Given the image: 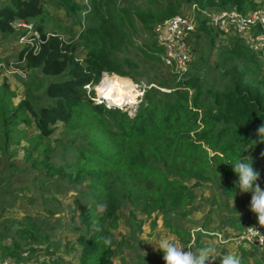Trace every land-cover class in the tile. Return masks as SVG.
<instances>
[{
    "label": "trees",
    "instance_id": "obj_1",
    "mask_svg": "<svg viewBox=\"0 0 264 264\" xmlns=\"http://www.w3.org/2000/svg\"><path fill=\"white\" fill-rule=\"evenodd\" d=\"M44 1L0 2L1 35L15 34L18 21L33 20L41 37L37 49L22 46L13 60L16 66L65 76L40 83L41 98H25L16 105L11 102L14 92L5 83L0 85V162L3 156L8 158L10 145L26 139L25 171L36 172L33 181L38 183L39 193L45 185L51 201L69 189L75 192L70 218L78 223L71 222L70 228L78 231V264H114L112 231L123 203L138 205L139 212L149 216L184 208L191 202L193 189L211 183L234 195L238 188L231 181L237 175L226 163L262 158L264 141H259L257 129L264 124V57L252 52L239 37H230L232 46L220 52L218 65L223 67L217 69L218 77L190 74L191 67L184 78L176 80V72L170 71L158 87L143 90L133 114L95 102L94 86L103 73L137 80L133 71L138 64L125 55L126 48H134L143 62L164 65L152 29L180 14L183 6L235 7L247 13L264 0H166L160 5L149 0L132 12L133 20L149 33L141 42L137 39L139 45L131 39L136 30L126 9L118 13L119 22L110 26L104 21L68 37L57 31L45 32ZM83 1L55 3L64 6L69 15L90 16L93 12ZM191 35H204L214 45L220 34L201 19ZM79 51L82 58L77 56ZM196 63L201 64L199 60ZM146 81L153 83L154 77L146 75ZM27 127L34 133L25 130ZM8 166L17 169L14 162ZM51 204L46 212L51 213ZM99 205L104 206L103 212L98 211ZM24 221L16 233L35 243L43 239L50 243L52 227L44 221ZM105 239L110 243L105 244ZM8 247L0 244L1 259L9 256L18 264L30 260L18 250L19 241L12 242V249ZM39 264L59 263L49 260Z\"/></svg>",
    "mask_w": 264,
    "mask_h": 264
},
{
    "label": "rangeland",
    "instance_id": "obj_2",
    "mask_svg": "<svg viewBox=\"0 0 264 264\" xmlns=\"http://www.w3.org/2000/svg\"><path fill=\"white\" fill-rule=\"evenodd\" d=\"M2 1L4 0H0ZM55 1H44L47 12V17L44 18L45 32L57 31L68 37L86 26H97L104 21L106 26H110L111 22H119L118 13L121 9H126L130 13L131 22L135 24L136 30L130 35L131 39L139 45L137 39L141 42V39L149 35L133 20L132 16L136 7L146 6L149 0H84L82 4L93 12L90 16L84 13L69 15L64 6L57 5ZM152 2L153 5H160L166 0H152ZM259 7L264 9V3H261ZM187 10L189 11V7L183 6L180 14L186 13ZM16 34L17 32L9 35L0 34V61L15 60L16 54L22 48L17 41ZM189 43H192L189 45L191 61L186 72L173 74L175 79L184 78L191 67L190 74L199 73L205 75L207 79L213 76L218 77L219 70L217 69L223 67V65H218L220 52L232 46L230 37L219 35L214 45H210L204 35L199 38L190 35ZM125 55L138 64L133 71L137 80L130 79L138 90L135 102L121 105L123 111L133 114L143 96V90L149 86L158 87L161 80L166 81L170 70L158 62H143L132 47L126 48ZM77 56L82 58V52L79 51ZM198 60L201 64L196 63ZM146 75L154 77V82L148 83ZM64 77V74L44 75L39 70L26 71L16 65L15 69L10 67L5 70L0 69V85L5 83L9 90L14 92L11 97L13 105L25 98H41L43 89L39 87L40 83L46 84ZM160 89L170 91L167 88ZM93 93L95 99L99 98L95 88H93ZM103 104L110 105L104 100ZM117 108L121 109V107ZM25 130L30 134L34 133L32 127H27ZM27 146L26 139L18 140L16 144L10 145L6 153L9 155L8 158L3 156L0 162V233L2 234L0 244H7L8 249H12V242L19 241L20 247L17 249L22 251L23 257L30 259L28 261L22 259L21 264H39L49 260L58 261L59 264H78V244L76 242L78 231L70 228L71 222L78 223L77 219L72 221L70 218L75 192L69 189L57 194L55 199L49 201L50 194H47L45 191L47 188L43 185L44 191L40 194L38 183L33 181L36 172L25 171L28 165L25 161ZM261 157V159L252 160V166L260 172L258 183L261 188H264V155ZM11 162L16 164L17 169L8 166ZM2 166L6 168L3 169ZM9 174L8 181L6 178ZM237 179L238 177H234L230 181L234 184ZM215 185L211 183L193 189L191 202L184 208L173 212L158 211L147 216L139 212L138 205L123 203L119 209L120 219L117 227L112 231V247L115 250L114 264H165L163 252L156 247L160 239L174 240L185 250L209 248L216 257L211 264H220L223 256L232 253L241 257V264H258V262L264 264V249L244 248L234 243L236 233L254 216L249 207L251 193L241 194L238 189L234 195H230L223 188ZM50 203H52L49 206L51 213L45 211L47 204ZM26 219H32L37 223L44 221L47 227H52L49 232V244L44 239L42 243H35L15 232L16 228H22V225L26 224L24 221ZM20 220H22L21 223H18ZM2 255H0V264H18L9 256L1 259ZM205 264L209 262L206 261Z\"/></svg>",
    "mask_w": 264,
    "mask_h": 264
},
{
    "label": "built area",
    "instance_id": "obj_3",
    "mask_svg": "<svg viewBox=\"0 0 264 264\" xmlns=\"http://www.w3.org/2000/svg\"><path fill=\"white\" fill-rule=\"evenodd\" d=\"M184 14L173 15L153 26V37L160 46L159 59L170 70L178 74L186 72L191 61L189 36L196 30L199 20H205L214 31L223 37H239L243 44L260 57H264V9L258 7L241 13L235 7L230 9L202 8L196 3L188 5ZM17 41L21 46L38 48L41 37L32 22L15 23ZM16 62L0 61V69H15ZM98 99V100H97ZM95 102L103 103L97 98ZM109 107L108 105H106ZM116 107V106H113ZM255 228L260 233L252 231ZM234 243L250 249H264V226L259 225L254 214L234 236Z\"/></svg>",
    "mask_w": 264,
    "mask_h": 264
},
{
    "label": "clouds",
    "instance_id": "obj_4",
    "mask_svg": "<svg viewBox=\"0 0 264 264\" xmlns=\"http://www.w3.org/2000/svg\"><path fill=\"white\" fill-rule=\"evenodd\" d=\"M113 87L119 89L121 86L115 84ZM108 106L121 107V110H123L120 96H116L115 105ZM257 133L259 141H264V124L257 129ZM226 164L231 165L233 172L236 173L238 177L234 184L235 187L239 189V192L241 194L251 193L249 202L250 210L256 215L259 225L264 226V188H261L258 183L260 172L253 168L252 160L251 163L243 159L229 160ZM104 210L103 205L98 206V211L103 212ZM252 231L260 233L255 228H252ZM104 243L108 244L110 240L105 239ZM156 247L163 252L165 264H205L206 261L211 264V261L216 260V257L209 248L185 250L178 246L174 240L170 239H160ZM220 264H241V257L235 253L227 254L221 258Z\"/></svg>",
    "mask_w": 264,
    "mask_h": 264
},
{
    "label": "bare ground",
    "instance_id": "obj_5",
    "mask_svg": "<svg viewBox=\"0 0 264 264\" xmlns=\"http://www.w3.org/2000/svg\"><path fill=\"white\" fill-rule=\"evenodd\" d=\"M115 84H119L121 87L116 89L113 87ZM94 88L99 99H103L110 105H115L117 95L120 96L122 106L133 104L138 94L136 85L130 78L117 74L103 73L100 81Z\"/></svg>",
    "mask_w": 264,
    "mask_h": 264
}]
</instances>
